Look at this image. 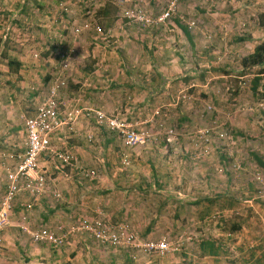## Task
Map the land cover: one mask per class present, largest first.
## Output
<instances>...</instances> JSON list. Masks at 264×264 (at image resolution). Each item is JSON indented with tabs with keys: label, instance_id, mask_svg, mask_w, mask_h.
I'll return each mask as SVG.
<instances>
[{
	"label": "rangeland",
	"instance_id": "obj_1",
	"mask_svg": "<svg viewBox=\"0 0 264 264\" xmlns=\"http://www.w3.org/2000/svg\"><path fill=\"white\" fill-rule=\"evenodd\" d=\"M172 1L0 0V128L13 130V149L0 142V162L15 166L24 118L49 94L66 116L90 113L53 141L96 174L63 167L94 192L87 210L30 231L62 239L36 241L50 253L87 254L84 264H264V81L250 89L264 64L245 63L264 38V0H240L234 19L226 0L189 8L176 0L171 16L155 21ZM176 19L209 33L207 46L198 38L191 46ZM96 111L120 128L98 122ZM75 135L89 158L74 149ZM47 161L51 181L58 170ZM6 187L0 182V206ZM30 199L17 195L0 226V264H21L7 227L21 228Z\"/></svg>",
	"mask_w": 264,
	"mask_h": 264
},
{
	"label": "built area",
	"instance_id": "obj_2",
	"mask_svg": "<svg viewBox=\"0 0 264 264\" xmlns=\"http://www.w3.org/2000/svg\"><path fill=\"white\" fill-rule=\"evenodd\" d=\"M175 4L176 0H173L170 8L163 11L155 21L167 20L176 9ZM99 29L101 30L100 27ZM61 104L62 102L56 96L49 94L30 116L24 118L25 147L16 155L15 167L10 168L7 172L6 193L0 206V226L7 224L12 202L17 195L28 193L31 196L29 201L23 203L24 213L27 214V216H23L25 221L36 207L38 195L47 192L51 176L43 169L41 163L43 156L47 158L50 164H53L58 172H65L63 167L70 165L77 170L81 168L80 173L84 178L90 180L94 178L95 171L80 166L78 158L70 151L59 147L54 148V139H61L63 132H72L79 115L90 114L86 113L85 109L77 108L66 116L62 111ZM96 114L98 122L110 124L112 128H120L118 119L110 118L102 111H96ZM123 136L133 137L135 130L131 133L124 130ZM30 234L34 241L49 240L56 246L63 243L62 239L49 236L48 231L30 232ZM160 246L161 250L168 249L165 243H161Z\"/></svg>",
	"mask_w": 264,
	"mask_h": 264
},
{
	"label": "crops",
	"instance_id": "obj_3",
	"mask_svg": "<svg viewBox=\"0 0 264 264\" xmlns=\"http://www.w3.org/2000/svg\"><path fill=\"white\" fill-rule=\"evenodd\" d=\"M185 1L187 2L188 8L190 6H192V3L195 4L194 0H184L183 4L185 3ZM222 1V0H219ZM217 1V3L219 2ZM246 1L247 0H243ZM199 2H203L204 1H199ZM227 3H229V17H233L235 14H238L240 11V8H242L243 3L240 0H226ZM249 3H251V5H255L254 0H250ZM250 5V7H251ZM248 6V5H246ZM247 10V7H245ZM203 11V10H201ZM247 14H249V11H246ZM190 17V16H189ZM234 19V17H233ZM177 21V25L181 28V30L183 31V33H185L187 40L191 43V46H194L195 40L196 38H198V40L200 41L199 43H201L204 47L207 46L204 43V37H207V34L209 35V33H205L203 31V29L201 28H189L186 27L184 25H182L178 19H176ZM233 23L235 24V20L233 21ZM233 25V24H231ZM261 27L264 28V24H261ZM174 30V29H173ZM200 30V31H199ZM229 33V32H227ZM252 39V37H250ZM242 39V38H240ZM251 39H249V41H252ZM204 44H203V43ZM264 42V38L261 39V41L259 42L262 43ZM238 43V42H237ZM201 44H199V46H202ZM257 44V45H259ZM237 45V44H235ZM231 47H234L231 45ZM256 47V46H255ZM236 48V47H235ZM238 49V47L236 48ZM254 52V50H253ZM252 52V53H253ZM251 53V54H252ZM135 62L138 60H134ZM118 66V63H115ZM138 66H140V63H137ZM264 64V62L262 63ZM147 66V65H146ZM230 66V64H229ZM251 66H256V65H251ZM260 66V64H259ZM119 67V66H118ZM123 73H121V75H123ZM264 71L259 73V74H255L254 78L252 79V87L250 89H252L251 91L254 92V88H256V86L258 85L259 82H263V75ZM246 76V75H245ZM142 78V77H141ZM143 79H140V81ZM144 81H142L141 84ZM139 84V82H138ZM140 91V90H139ZM9 111V109H7ZM89 120V119H88ZM87 123V121L85 119H81L78 123H76L75 126V133H79L82 134V131L84 129V125ZM79 130H81L79 132ZM89 131V130H88ZM86 131V132H88ZM8 132L9 135H3L4 133ZM13 130H9L8 127L6 128L5 126L0 128V142L2 145L5 146L6 143H8L10 146L9 148L13 149V134H12ZM76 139H73L72 142H74L73 147L74 149L79 152L78 154L84 157H88L89 158V153L86 150V147L84 145H81L80 143V138L81 137H77ZM9 138H11L9 140ZM82 139V138H81ZM15 163H16V159H15ZM1 165H4L3 167H1ZM15 167V166H13ZM3 168V169H2ZM11 167H8V164L6 163H1L0 162V182L7 184V172ZM54 179L49 181L48 186H47V192L45 193V195L41 198L39 204L35 207V209L33 210L32 214H30L29 218L26 219L25 221H23V225H21V228L16 229V227H7L10 233V236L13 237V243L15 245H19L20 246V256H21V264H22V258H24L29 264H62V260H67L65 264H84L83 260H85L87 258V254H81L78 253L76 255V253L73 251L72 253L67 254L65 251L58 252V253H50L49 250H47L49 248V246H46V243H37L36 241H34L31 238V234L30 231H32L33 229L39 228L40 226H43L46 223L49 224H53L54 226H58V224L60 225L61 222H63V220H66L67 218L70 217V214L72 212H76L77 210H80L81 208L85 209V207L89 208V202H88V198L92 200L91 196L93 195L92 193L94 192L93 188H90L89 185L87 184L85 188L79 186L78 182H79V178L76 177V175H74L71 172L68 173H64V172H57V175L53 176ZM82 184V183H81ZM83 185V184H82ZM7 188V187H6ZM88 190V191H87ZM51 191V193H49ZM57 191H61L62 192V198L56 200L54 195L55 192ZM6 192V189H5ZM98 194H100L99 191H97ZM98 199V198H97ZM95 208L98 206L97 203H93ZM16 208L20 209V203L17 204ZM91 210H93L94 208H90ZM87 210V209H85ZM98 211H100V209H96ZM29 220V221H28ZM32 220V223H31ZM28 221V222H27ZM28 226V227H27ZM25 227V228H24ZM6 230V231H8ZM2 251H5L4 248L2 249ZM93 258V257H90ZM79 259V262H77V260Z\"/></svg>",
	"mask_w": 264,
	"mask_h": 264
},
{
	"label": "trees",
	"instance_id": "obj_4",
	"mask_svg": "<svg viewBox=\"0 0 264 264\" xmlns=\"http://www.w3.org/2000/svg\"><path fill=\"white\" fill-rule=\"evenodd\" d=\"M261 24H264L262 22ZM264 62V42L257 45L254 49V52L248 57V59H245V63L247 65H259ZM259 162L264 165V161L262 159H259ZM204 244H208L209 252L211 254H216L217 250L215 249L214 243L210 242H204Z\"/></svg>",
	"mask_w": 264,
	"mask_h": 264
}]
</instances>
